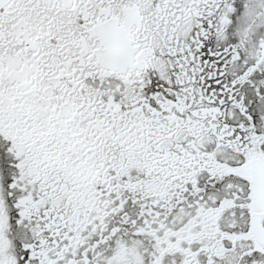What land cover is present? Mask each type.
Instances as JSON below:
<instances>
[{
    "label": "snow or ice",
    "instance_id": "1",
    "mask_svg": "<svg viewBox=\"0 0 264 264\" xmlns=\"http://www.w3.org/2000/svg\"><path fill=\"white\" fill-rule=\"evenodd\" d=\"M0 264H264V0H0Z\"/></svg>",
    "mask_w": 264,
    "mask_h": 264
}]
</instances>
